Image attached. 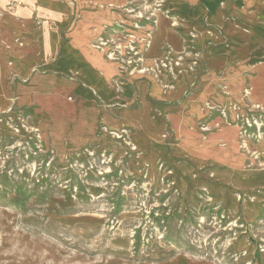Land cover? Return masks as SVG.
<instances>
[{
  "label": "rangeland",
  "instance_id": "obj_1",
  "mask_svg": "<svg viewBox=\"0 0 264 264\" xmlns=\"http://www.w3.org/2000/svg\"><path fill=\"white\" fill-rule=\"evenodd\" d=\"M243 3L234 2L243 14L216 18L204 10L182 16L180 8L194 5L187 0L179 9L175 0H0V264H141L147 249L132 250L136 227L144 243L151 237L153 256L173 250L148 264H264V16ZM103 8L119 16L103 19L90 45L115 63L111 85L122 100L101 101L100 113L119 117L139 105L135 72L163 93L182 92L175 102L183 106L172 121L166 94L149 98L159 129L105 128L99 118L95 139L58 148L37 128L33 90L44 89L51 109L72 113L84 103L73 85L85 82L44 44L61 45L72 28H97ZM159 16L181 42L149 63ZM231 38L233 56L213 58ZM134 51L137 69L124 62ZM162 207L173 213L171 243L151 216Z\"/></svg>",
  "mask_w": 264,
  "mask_h": 264
},
{
  "label": "crops",
  "instance_id": "obj_2",
  "mask_svg": "<svg viewBox=\"0 0 264 264\" xmlns=\"http://www.w3.org/2000/svg\"><path fill=\"white\" fill-rule=\"evenodd\" d=\"M109 2H121L122 0H107ZM177 1V9L180 8ZM197 0H187V3L194 4L192 7L187 4L185 7L180 8L182 10V16L192 17L199 15L200 11L204 10L206 13L213 17H220L225 15H234V11L239 10L234 2L237 0H200L202 3L201 8L196 7L195 2ZM244 6L247 9L258 10L261 16H264V0H242ZM229 11H233L230 13ZM241 14V12L239 13ZM119 14L110 11L108 8H103L99 12L97 19L94 20V24L97 28H72L67 34L65 42L61 43L55 41L54 38L45 41L47 52L49 55L58 52V59L61 66L66 68L69 73L75 74L77 79H81L85 83H77L73 85L75 91L78 93L79 100L84 102L75 108L74 112H70V108L63 110L51 109V103L48 100L44 89L35 87L33 90V100L31 102L36 106V117L39 131L42 134L50 138L58 148L63 146V142L67 139L71 142L79 145L83 142L95 139L93 134L96 128L99 118H101L102 125L105 128L123 127V128H138V129H159L160 126L155 123L150 115V102L149 98L157 99L161 98L165 93V97L170 100L167 105L166 112H173L169 114L170 120H176L178 114L174 113L178 111L183 102L176 103V99L182 97V92L177 90H169L163 93L158 81L149 74L134 73L133 83L137 88V96L139 105L134 108H126L121 111L119 117L110 115L108 111L103 110L102 113L98 103L101 101H107L108 104H116V101H121L120 93H116V89L111 84L115 77H117V67L114 62L105 60L100 52L90 45L93 38L102 34L105 28L102 27L103 19L107 23H112L113 19L118 17ZM168 21L164 16H159L156 19V25L151 29L149 46L145 52V56L148 57L147 62L153 60L154 56H157L161 52V48L165 45L171 47L179 46L181 42V36L179 31L168 26ZM264 28V27H263ZM129 30L130 28H112ZM147 28H137V33L144 31ZM230 46H226L223 50H220L218 55H213V58L221 61L228 57L233 56L238 41L237 38L230 39ZM241 44V43H240ZM45 47V46H44ZM241 47V46H240ZM212 54L213 50L209 51ZM215 60H210L201 65L205 69L206 64L211 66ZM143 76V77H142ZM68 84L72 85L74 82L72 78L67 79ZM89 86V87H86ZM122 95V94H121ZM113 101V102H112ZM101 114V115H100Z\"/></svg>",
  "mask_w": 264,
  "mask_h": 264
},
{
  "label": "trees",
  "instance_id": "obj_3",
  "mask_svg": "<svg viewBox=\"0 0 264 264\" xmlns=\"http://www.w3.org/2000/svg\"><path fill=\"white\" fill-rule=\"evenodd\" d=\"M163 211L160 212L159 216L155 217L153 216V212H151V216L153 220L157 221V225L159 226V228H163V229H167L169 232V236L165 237L163 240L167 241L168 243L173 242V238H172V233L175 229V227H173V213L171 212H164L167 207H162L161 208ZM151 238V237H150ZM149 236H146V241L144 243L142 237H141V229L139 227H136L134 229V232L132 234V250L136 253L140 250V248H142L143 246H145V248L147 249L145 252V255L142 256L143 260H141V264H148L149 262L152 261V259H155V261H158L156 263H161V262H165L169 259H171L173 257L172 255V249L169 250V252L166 253H162L164 250L161 248V250H158L157 253H155V256H153V253L151 252L150 249H148L149 244L152 242V239H150ZM150 252V253H149ZM162 253V254H161Z\"/></svg>",
  "mask_w": 264,
  "mask_h": 264
},
{
  "label": "built area",
  "instance_id": "obj_4",
  "mask_svg": "<svg viewBox=\"0 0 264 264\" xmlns=\"http://www.w3.org/2000/svg\"><path fill=\"white\" fill-rule=\"evenodd\" d=\"M137 54L136 51L133 52V55L130 54L126 59H124L125 64H128L130 67L131 66H137L136 69L138 68V65H140L141 57H136L135 55ZM142 70V69H138Z\"/></svg>",
  "mask_w": 264,
  "mask_h": 264
}]
</instances>
